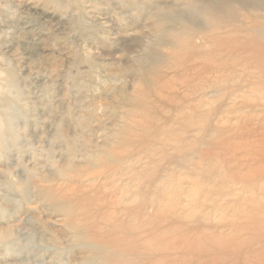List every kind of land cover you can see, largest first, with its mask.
Listing matches in <instances>:
<instances>
[{
  "label": "bare ground",
  "instance_id": "obj_1",
  "mask_svg": "<svg viewBox=\"0 0 264 264\" xmlns=\"http://www.w3.org/2000/svg\"><path fill=\"white\" fill-rule=\"evenodd\" d=\"M118 3L121 15L141 10L143 5L140 0ZM159 3L152 7L156 10L152 16L162 26L154 35L155 42L169 43L176 51L166 55L146 45L126 66L140 80L131 91L121 93L130 108L123 109L109 129L100 123V131L111 130L107 140L91 145L83 134L81 149L74 140L68 141L65 147L70 160L60 163L55 175L40 177L49 185L36 186L61 216L57 220L63 223L62 235L67 241L60 253L78 249L79 258L67 264H264V153L251 149L246 164L239 158L232 164L234 158L228 155L235 157L234 152L254 146L253 141L237 148L217 140L228 129L239 135L241 119L250 124L264 114V0H189L183 7L169 1ZM126 27L135 30L129 24ZM181 36L189 39L184 41ZM165 61L166 69H153L154 63ZM146 78H151L148 90L141 86ZM7 83L16 89L17 102H21L22 92L13 74ZM206 88L215 91L210 96ZM0 96L8 105L6 112H0V159H8L11 147L24 152L16 128L20 119L28 118L31 108L15 104L5 91ZM214 96L220 101H212ZM181 104L191 113L171 120L188 121L185 130L178 133L167 125V118V124H158L164 110H175ZM190 122L198 132L192 138L187 135ZM213 131L217 135L209 141L205 134L210 136ZM143 153L156 165L154 156L162 153L168 163L193 171L196 177L189 181L191 187L179 190L182 200L163 205L146 198L141 189L121 184L125 174L132 180L144 174L137 165L143 161ZM93 167L110 168L111 172L92 171ZM6 172L0 182L12 190V171ZM162 178L174 179L162 175L155 179ZM214 178L217 182L212 184ZM170 190L157 187L160 192L170 194ZM191 190L207 200L188 198ZM212 194L223 203H207ZM222 207L225 211L220 217L212 218ZM3 211L0 206V214ZM0 242L9 250L22 248L17 239L0 238Z\"/></svg>",
  "mask_w": 264,
  "mask_h": 264
},
{
  "label": "rangeland",
  "instance_id": "obj_2",
  "mask_svg": "<svg viewBox=\"0 0 264 264\" xmlns=\"http://www.w3.org/2000/svg\"><path fill=\"white\" fill-rule=\"evenodd\" d=\"M140 1L143 3L141 10L133 9L121 15L122 5L118 0H0V92L5 91L15 104L31 108L28 118L20 119L16 128L24 152L19 153L11 147L10 157L0 159V179L7 174L6 171H12L10 177L15 183L13 189L8 190L0 182V206L4 208L0 214V238L17 239L22 246L9 250L0 242V264H67L68 260L73 262L79 258L75 248L73 251L67 249V253L61 255L59 248H64L67 241V237L62 235L63 223L57 220L61 216L38 193L36 186L49 185L48 180L40 181V177L49 173L55 175L58 165L70 160L65 147L68 141L74 140L76 147L81 149L83 134H87L91 145L107 140L105 138L111 130L100 131V123L103 122L109 129L110 122H115L123 109L130 108L128 102L121 98V93L131 91L140 80L126 66L143 53L146 45H152L166 55L176 51L169 43L155 42L154 35L162 26L157 17L152 16L156 11L152 7L164 1L183 7L184 2L189 0ZM79 15L83 16V20H78ZM122 17H126V22L122 21ZM127 24L135 30L128 31ZM182 37L184 41L189 39ZM167 66L165 61L154 63L152 67L161 72ZM12 74L22 92L21 102H17L16 89L7 83ZM150 79L141 82L143 89L148 90ZM206 89L210 96L215 91V88ZM155 98L154 95L152 99ZM212 101H220V97L214 96ZM7 106L0 96V112H6ZM180 106L175 110H164L160 114L164 118L158 124H167V118V125H172L178 133L185 130L188 121L182 124L171 120V117H180L184 112L191 113V109L184 108L183 104ZM205 108H208L207 104ZM235 121L234 118L232 122ZM262 121L264 114L250 124L241 119L239 135L228 129L220 136L215 131L209 133L210 136L207 132L205 137L213 141L217 135V140L219 138V141H226L237 148L247 140L253 141L254 146L241 147L237 154L233 153L235 157L228 155L234 158L232 164L236 162L235 158L246 164L251 149L264 153ZM222 125L228 126L225 123ZM188 126H192L191 129L188 127L189 138L196 136L198 132L193 131L195 124L190 122ZM147 144L157 147L155 142ZM140 157L143 161L137 165L139 170H145L144 174L136 180L125 174L121 184L131 190L139 188L146 198L163 205L184 198L183 194L179 195V190L191 187L189 181L196 177L192 170L168 163L162 153L154 156L158 165L148 161L145 153ZM31 168L35 171L29 172ZM100 169L103 168L93 167L91 170ZM109 169L103 170L110 173ZM160 175L174 179L156 180ZM20 177L24 178V182H19ZM216 178L212 184L217 182ZM158 186L168 187L172 192L157 191ZM9 195L10 200L7 198ZM192 195L201 201L204 198L207 200V196L193 190L188 198ZM209 198V204H215L214 201L223 203L217 194ZM224 211L222 207L211 217L218 218Z\"/></svg>",
  "mask_w": 264,
  "mask_h": 264
}]
</instances>
